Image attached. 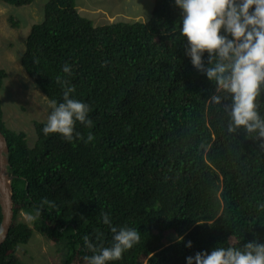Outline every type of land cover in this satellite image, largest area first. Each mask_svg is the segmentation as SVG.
<instances>
[{
  "label": "trees",
  "instance_id": "1",
  "mask_svg": "<svg viewBox=\"0 0 264 264\" xmlns=\"http://www.w3.org/2000/svg\"><path fill=\"white\" fill-rule=\"evenodd\" d=\"M42 8L23 40L22 70L50 101L63 102L58 76L73 86L71 98L90 106L93 125L77 122L84 139L69 142L43 133L47 119H33L29 146L23 130L6 126L0 98L13 210L0 264H28L18 249L34 231L62 246L61 264H87L93 253L85 235L97 247L113 243L102 213L141 236L107 264H187L198 252L264 244V139L243 128L228 132L231 94L192 65L175 0H153L144 20L102 24L82 15L75 0H47ZM202 59L211 66L207 52ZM6 77L0 67V87ZM213 95L219 105L209 103ZM257 106L264 118V85ZM89 132L95 139L86 143ZM45 198L56 207L44 205L36 216ZM21 212L36 219H19Z\"/></svg>",
  "mask_w": 264,
  "mask_h": 264
},
{
  "label": "clouds",
  "instance_id": "2",
  "mask_svg": "<svg viewBox=\"0 0 264 264\" xmlns=\"http://www.w3.org/2000/svg\"><path fill=\"white\" fill-rule=\"evenodd\" d=\"M175 3L182 9L180 34L190 46L186 54L192 65L216 82L217 91L225 90L231 94L232 103L225 106L226 109L230 107L228 132L235 133L243 128L249 135L264 139V118L257 111V97L264 85V0H175ZM205 52L211 65L207 68L202 59ZM71 71L70 65L63 66L65 74L71 75ZM57 83L65 86L63 102L50 101L51 111L42 131L45 135L59 133L69 142L74 138L84 139L76 132V124L92 127L91 108L87 103L71 98L75 88L68 86L59 76ZM209 103L219 105L221 97L213 95ZM94 139L89 132L85 142L91 143ZM44 205L56 207L54 202L45 198L36 216L41 214ZM36 216L29 215L28 219L35 220ZM102 219L113 233V243L110 247H97L85 235L84 244L93 253L84 257L87 264L118 261L125 251L140 242L138 230L117 229L106 213H102ZM101 237L102 233H97L96 240ZM178 240L183 241V237ZM191 246L189 241L187 247ZM187 264H264V244L249 242L243 250L228 246L219 247L211 254L198 252L194 257H187Z\"/></svg>",
  "mask_w": 264,
  "mask_h": 264
},
{
  "label": "rangeland",
  "instance_id": "3",
  "mask_svg": "<svg viewBox=\"0 0 264 264\" xmlns=\"http://www.w3.org/2000/svg\"><path fill=\"white\" fill-rule=\"evenodd\" d=\"M46 1L33 0L28 5L17 7L0 2V67L7 71L5 82L0 87L3 120L7 127L23 130L29 146L35 141L32 120L47 119L51 109L50 100L22 70L19 56L31 25L43 18L42 6ZM75 4L82 15L93 19L95 24H102L115 20H144L150 15L153 0H75ZM15 21L17 26L13 24ZM18 218L28 219V215L21 212ZM61 247L52 245L42 234L34 231L28 242L19 247L18 256L28 264H61Z\"/></svg>",
  "mask_w": 264,
  "mask_h": 264
},
{
  "label": "water",
  "instance_id": "4",
  "mask_svg": "<svg viewBox=\"0 0 264 264\" xmlns=\"http://www.w3.org/2000/svg\"><path fill=\"white\" fill-rule=\"evenodd\" d=\"M8 144L5 136L0 131V245L4 241L13 219L12 210V175L8 172Z\"/></svg>",
  "mask_w": 264,
  "mask_h": 264
}]
</instances>
